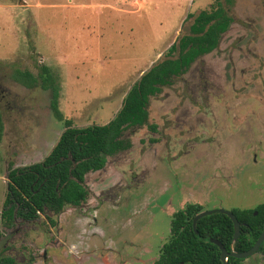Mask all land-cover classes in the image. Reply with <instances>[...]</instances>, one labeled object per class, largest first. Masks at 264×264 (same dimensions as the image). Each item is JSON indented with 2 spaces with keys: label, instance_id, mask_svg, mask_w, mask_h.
<instances>
[{
  "label": "rangeland",
  "instance_id": "374dc122",
  "mask_svg": "<svg viewBox=\"0 0 264 264\" xmlns=\"http://www.w3.org/2000/svg\"><path fill=\"white\" fill-rule=\"evenodd\" d=\"M212 4L213 0H0V207L7 163L41 160L63 130L49 109L50 92L17 83L15 70L37 75L39 66H47L59 85L63 118L75 127L102 125L116 114L130 86L163 60L166 50L189 33L193 17ZM228 14L232 23L217 50L150 98L148 122L156 125V133L127 129L131 153L109 159L100 175L88 177L92 188L93 181L111 174L108 182L125 180L130 172L142 178L156 164L146 186L136 182V187L108 196L84 222L65 230L70 232L67 244L78 247L82 241L87 249L113 251L123 247L124 255L144 249L145 257H157L169 240L171 214L179 202L194 200L203 211L252 210L264 203V0H233ZM240 110L236 131L231 116ZM148 138L160 142L150 146ZM214 145L222 148L212 167L214 175L221 169V185L209 176L214 156H206V149ZM192 181L196 183L191 186ZM182 188L186 194L181 198ZM41 235L17 234L12 246L25 256L37 254L45 242ZM31 240L38 250H30ZM39 261L40 257L36 264ZM239 264L264 262L255 255Z\"/></svg>",
  "mask_w": 264,
  "mask_h": 264
},
{
  "label": "trees",
  "instance_id": "16d2710c",
  "mask_svg": "<svg viewBox=\"0 0 264 264\" xmlns=\"http://www.w3.org/2000/svg\"><path fill=\"white\" fill-rule=\"evenodd\" d=\"M232 3L233 0H213L209 9L193 17L189 33L172 44L164 59L149 67L130 86L121 107L103 125L78 128L71 120L63 118L58 107L59 85L47 66H39L37 75L27 70H15L13 78L17 83L28 89L40 87L50 92L49 109L54 119L62 122L64 131L43 161L9 172L2 221L9 224L14 211L17 217L30 220L45 207L57 209L64 202L77 204L84 197V191L77 183L82 174L101 168L106 156L126 148L129 144L121 139L122 132L127 128L148 126L149 99L161 88L171 85L194 60L217 46L220 35L232 22L228 14ZM148 127L155 130L153 125ZM1 133L0 118V137ZM199 212L198 207L187 206L172 215L170 237L161 247L157 264H221L219 249L209 239L219 241L229 251L234 233L232 221L224 214L213 213L197 220L193 228L191 220ZM231 212L241 225L233 251L245 252L264 228V203L253 211ZM261 246L259 251L263 250ZM241 261L228 258L229 264Z\"/></svg>",
  "mask_w": 264,
  "mask_h": 264
},
{
  "label": "flooded vegetation",
  "instance_id": "af4514ba",
  "mask_svg": "<svg viewBox=\"0 0 264 264\" xmlns=\"http://www.w3.org/2000/svg\"><path fill=\"white\" fill-rule=\"evenodd\" d=\"M231 23H230V25H231ZM230 25H229V27H230ZM228 28H227V30H228ZM226 31H224L220 35L217 46L212 51L204 54L203 56L213 54L217 50V48L219 46V42H220L223 34ZM201 57L202 56H200L196 60H194L191 63L190 67L197 60H199ZM190 67L180 77L185 75L187 73V71L190 69ZM177 78H179V77H177ZM174 79H176V78H174ZM174 79H173V81H174ZM172 84H173V82H172ZM171 85H169V86H171ZM169 86H166V87H169ZM163 88H165V87H163ZM163 88H161V91L163 90ZM161 91L157 95H159L161 93ZM155 96H153V97H155ZM153 97H151V98H153ZM122 99L120 101L119 108L121 107ZM256 106H257V104H256ZM258 107H261V106H258ZM262 108H264V107L262 106ZM147 111H148V108H147ZM241 112L242 111L240 110L239 113H235L233 116H231V118L233 117L232 121H234L235 126L237 124L240 125V123H241V117H240ZM106 123H108V122H106ZM106 123H104V124H106ZM147 123H148V126L153 125L155 130L154 131L151 130L148 126L132 127V128H138V129L145 128V130H147L151 134L156 133V130H157L156 125L150 124L148 121H147ZM96 125H99V124H96ZM237 126L235 128L236 131H237ZM82 127H86V126H82ZM82 127H78V128H82ZM132 128H127V129H132ZM127 129H125L122 132L121 139L127 141L129 145L126 148H122L121 150H118L117 152H115L112 155L106 156L105 160H104V164L101 168L95 169V170H89V171L83 173L81 180L77 181L78 185L84 191V197L82 199H80L77 204H71L68 202H64L57 209L45 207L43 209V211H37L34 214L35 215L34 218H32L30 220L29 219L26 220V219H23L21 217H17L16 212L14 211L13 219L9 224L8 223L6 224L5 222L2 221L3 201L5 198L7 185L9 182L8 174L10 171H12L14 169L23 168V167L33 165V164H36V163L43 161V159H45V157L50 153L52 148L55 146V144H56L57 140L59 139L61 133L64 131V126H63V130L60 133V135L58 136L57 140L54 142V144L48 150V152L41 158V160L30 163V164H24V165H18V166L13 165L12 163H7L5 181H4L5 190L3 193V198H2L1 207H0V264H36V263H38L39 257H40L39 263H41V264L42 263L43 264H138V262L144 263L146 261L149 262L150 264H157V262L159 261L161 248L159 250V254L157 257H149L148 258V257H145V254H143L145 252L144 249H141L139 253H133L131 255H124L122 253L123 247H121V249H118L116 251H113L110 249L99 248V247L87 249V246L84 243H81L82 241L78 242V247L76 244H73V243L67 244V241H66V235L70 233V232L65 233V230L67 228H69L70 226H72L74 224L78 225L79 223L84 222L85 217L86 218L89 217V216H87V214H91L97 207L100 206V204H102L107 199L108 196H112V195H113V197L118 196V194L125 191L126 189H131V188L136 187L137 186L136 182H138V184H141L143 182V184L146 186L147 181L151 178L152 172H154L155 169L157 168V165L155 164L156 167L152 168L151 172L150 171L145 172L143 170V172L147 173V175L142 176V178H140L139 174L136 175L135 173L132 174V172H130L128 174V178L125 180L123 178H117L115 181L113 179L114 182H112V181L108 182L109 177L112 175L111 174L107 178L100 179L99 183L96 180L93 181V183H92L93 187L92 188L90 187L91 185L88 182V177L100 175L105 170V168L107 167L109 159H114L118 155L130 152L132 149H134V147H132L133 142L126 135H124V132ZM206 133L209 134L208 132H206ZM148 139H149L148 141H149L150 146L156 145L157 143L160 142L157 138H148ZM209 145H211L210 142H209V144H207V146H209ZM220 146H218V148H217L214 145L213 147L211 146V147L206 149V156H208V154L212 153V155L215 157V158L213 157V160L211 162V169H210L211 175H209V176L214 177V178L216 177L217 179H219L217 177V173H219L221 175V169H216L217 172L214 175V173H212L213 172L212 167H214V165H215L214 161H216V159L219 157L218 151L222 149V148L220 149ZM160 160L162 161V157L160 158ZM162 164H164V163H162ZM142 174L143 173H141V175ZM118 175L120 176L119 173H118ZM197 176H198V172H197ZM197 176L195 177V180L198 178ZM217 179L212 181V183H214L216 185H221L224 181L223 176H222L221 180L220 179L217 180ZM103 180L105 182L107 180L108 181L102 185H99V184H101V181H103ZM178 180H180V182L185 184V187H186L187 182H184L183 177L179 176ZM129 181H131L130 184H129ZM195 183H196V181H194V182L192 181L191 186L194 185ZM165 185H166V182L161 183L160 190L163 187H165ZM203 187L205 189H203L202 191H206V185H203ZM147 188H149V187L147 186ZM215 188L216 187L213 186V189H215ZM191 189H192V187H191ZM182 190H183V188L181 189V198L184 196V194H186V192L182 191ZM192 191L194 192V189H192ZM191 196H192V199H194V197H193V196H195L194 193L191 194ZM89 197H90L91 202L89 201ZM187 206H196L200 209L199 213L204 212L202 210V206L198 202H196L194 200H188V201H184L182 204L179 202L176 205V207H174L176 210L172 211L171 217L174 213H177L178 211H183L185 208H187ZM255 209H252L251 211H253ZM233 210H250V209H232L229 212H231ZM199 213H197V214H199ZM253 214L256 215V212H253ZM196 215H194L193 218ZM193 218H192V220H193ZM41 223H43V225H41ZM25 232L26 233H28V232L37 233L38 232V233L42 234L41 238L45 242L43 243V248L41 251L38 250V248L36 247V245H37L36 242L34 243L33 240H31L32 243L29 242V245L32 248V249L30 248V250L31 251L34 249L38 250L37 254L32 253L28 256H25V254L20 253L21 251H19V253L16 252L15 248L12 246V242H13L15 235L24 234ZM169 237H170V231H169ZM126 244L127 243H125L124 246ZM261 247H263V250L262 251L258 250L251 257H253L255 255H259L261 258V262L263 263L264 262V241H263ZM20 248L22 249V247H20ZM23 249H24V247H23ZM91 249H93V250H91ZM64 251H66L69 254V257L65 256ZM17 253L21 254L23 256L20 258V260L17 256L18 255ZM142 257H145V258L143 259ZM251 257H248L246 259H242V261L247 260ZM230 258H232V257H230Z\"/></svg>",
  "mask_w": 264,
  "mask_h": 264
},
{
  "label": "water",
  "instance_id": "95a60500",
  "mask_svg": "<svg viewBox=\"0 0 264 264\" xmlns=\"http://www.w3.org/2000/svg\"><path fill=\"white\" fill-rule=\"evenodd\" d=\"M19 4H22V2H20ZM213 213H221V214H224L226 215L233 223V228H234V233H233V237H232V241H231V244H230V250L227 251L223 246L222 244L215 240V239H209V241L214 244L215 246L218 247L219 249V259H220V262L221 264H229L228 263V258L232 257V258H235V259H246L248 257H251L253 254H255L261 244L263 243L264 241V228L262 229L261 233L259 234L258 238L256 239V241L254 242L253 246L251 248H249L247 251L245 252H234L233 251V244L234 242L236 241L237 237L239 236V223L237 222L236 218L234 217V215L227 211V210H224V209H216V210H210V211H204V212H201L199 214H197L193 220H192V227L194 228L195 227V223L197 220H199L200 218L202 217H205L207 215H210V214H213Z\"/></svg>",
  "mask_w": 264,
  "mask_h": 264
}]
</instances>
